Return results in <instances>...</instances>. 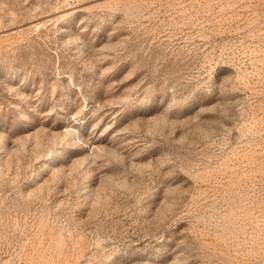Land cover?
Segmentation results:
<instances>
[{"label": "rangeland", "instance_id": "obj_1", "mask_svg": "<svg viewBox=\"0 0 264 264\" xmlns=\"http://www.w3.org/2000/svg\"><path fill=\"white\" fill-rule=\"evenodd\" d=\"M0 264H264V0H0Z\"/></svg>", "mask_w": 264, "mask_h": 264}]
</instances>
